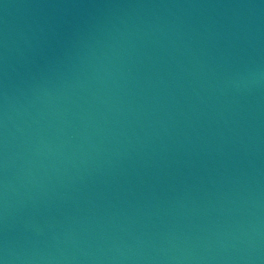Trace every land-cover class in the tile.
<instances>
[{
    "label": "water",
    "instance_id": "1",
    "mask_svg": "<svg viewBox=\"0 0 264 264\" xmlns=\"http://www.w3.org/2000/svg\"><path fill=\"white\" fill-rule=\"evenodd\" d=\"M4 264H264V0H0Z\"/></svg>",
    "mask_w": 264,
    "mask_h": 264
},
{
    "label": "clouds",
    "instance_id": "2",
    "mask_svg": "<svg viewBox=\"0 0 264 264\" xmlns=\"http://www.w3.org/2000/svg\"><path fill=\"white\" fill-rule=\"evenodd\" d=\"M0 264H4V261L2 259H0Z\"/></svg>",
    "mask_w": 264,
    "mask_h": 264
}]
</instances>
